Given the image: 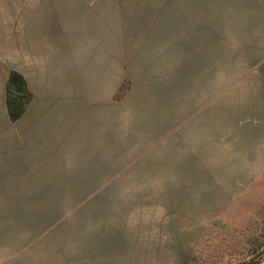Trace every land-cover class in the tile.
<instances>
[{"label": "crops", "instance_id": "0c3cea01", "mask_svg": "<svg viewBox=\"0 0 264 264\" xmlns=\"http://www.w3.org/2000/svg\"><path fill=\"white\" fill-rule=\"evenodd\" d=\"M79 1L41 6L82 30ZM87 5L96 14V5ZM136 5L149 11L145 23L138 18L134 24L138 42L128 29L121 40L101 39L102 55L89 51L84 59L107 65L116 51L123 67L117 80L111 64L100 75L84 69L85 44L76 32L56 79L24 74L31 97L15 120L6 95L0 264H129L146 252L150 238L174 241L177 212L184 217L179 221L192 207L220 212L264 176V0ZM143 37L150 43L141 44ZM126 81L120 98L131 109L122 112L129 125L152 133L147 145L138 144L143 154L136 162L169 164L171 171L66 172L72 163L66 149L109 148L98 126L112 124V102Z\"/></svg>", "mask_w": 264, "mask_h": 264}, {"label": "rangeland", "instance_id": "374dc122", "mask_svg": "<svg viewBox=\"0 0 264 264\" xmlns=\"http://www.w3.org/2000/svg\"><path fill=\"white\" fill-rule=\"evenodd\" d=\"M57 0H0V109L3 110L7 95L8 74L16 70L23 76L56 79L58 70L63 65L65 50L71 47L79 32L81 44H85L83 61L90 51L93 56L102 55L97 49L102 46L101 39H123L127 31L133 36L128 38L134 43L138 37L134 33V24L138 18H149L145 9H137V3L148 4L158 0H80L81 12L79 20L82 30L72 27V24L63 21V15L51 10V6L44 8L42 2H56ZM91 6L96 5L97 12H88ZM87 5V6H86ZM43 9V10H42ZM149 9V8H148ZM91 18V19H90ZM90 19V20H88ZM93 22L95 25H93ZM67 24V26H66ZM85 24L87 28H85ZM70 27V30H67ZM129 29V30H128ZM114 31H119L116 35ZM127 38V39H128ZM154 39V38H153ZM152 42H155L153 41ZM141 44L150 43L146 37ZM153 44V43H152ZM72 50V48H71ZM147 51L141 48L140 53ZM118 53L110 52L113 59L107 65H90L86 62L84 69H94L98 74L112 65L113 78H119L123 67L116 58ZM95 57V59H97ZM116 58V59H115ZM105 68V69H104ZM119 96L112 102L110 111L112 124L99 125L103 132L108 134L109 148H76L66 149V172H96V173H169V164L153 165L138 164V153L143 154L140 146L149 141L139 131L138 126L129 125L127 112L130 107L121 102V94L128 88L126 81L122 85ZM142 107H146L140 101ZM150 102L149 104H151ZM148 104V105H149ZM125 114H123V112ZM99 119V118H98ZM126 121V123H123ZM92 127V126H91ZM111 130V135L109 130ZM135 130L132 140L127 139ZM133 134V135H134ZM98 145V143H96ZM147 153L154 152L153 147H147ZM129 163H123L128 162ZM228 204L222 211L200 213L191 208L185 221H179V212L176 213L174 241L168 244L166 236L152 242V238L145 245L146 252L135 255L129 264H253V260L263 258L259 264H264V176L255 182L243 195L229 198ZM184 218L183 216H181ZM157 239V238H156ZM157 245V246H156ZM155 249V252H154ZM191 251V252H190ZM130 253L133 251L130 250Z\"/></svg>", "mask_w": 264, "mask_h": 264}, {"label": "trees", "instance_id": "16d2710c", "mask_svg": "<svg viewBox=\"0 0 264 264\" xmlns=\"http://www.w3.org/2000/svg\"><path fill=\"white\" fill-rule=\"evenodd\" d=\"M30 97L25 77L16 70L10 71L7 80V106L13 120L23 114ZM262 261L263 258L254 259L253 264Z\"/></svg>", "mask_w": 264, "mask_h": 264}]
</instances>
